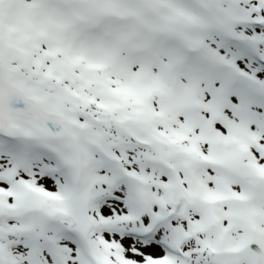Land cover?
Segmentation results:
<instances>
[{
    "label": "snow or ice",
    "instance_id": "1",
    "mask_svg": "<svg viewBox=\"0 0 264 264\" xmlns=\"http://www.w3.org/2000/svg\"><path fill=\"white\" fill-rule=\"evenodd\" d=\"M0 264H264V0H0Z\"/></svg>",
    "mask_w": 264,
    "mask_h": 264
}]
</instances>
